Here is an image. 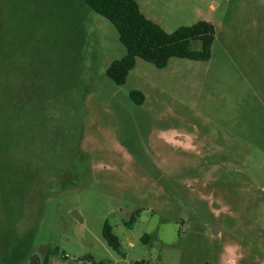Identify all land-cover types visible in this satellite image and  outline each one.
Returning <instances> with one entry per match:
<instances>
[{
    "label": "rangeland",
    "instance_id": "1",
    "mask_svg": "<svg viewBox=\"0 0 264 264\" xmlns=\"http://www.w3.org/2000/svg\"><path fill=\"white\" fill-rule=\"evenodd\" d=\"M135 1L167 33L210 23V59L117 86L83 0H0V264H264V0Z\"/></svg>",
    "mask_w": 264,
    "mask_h": 264
},
{
    "label": "trees",
    "instance_id": "2",
    "mask_svg": "<svg viewBox=\"0 0 264 264\" xmlns=\"http://www.w3.org/2000/svg\"><path fill=\"white\" fill-rule=\"evenodd\" d=\"M83 2L116 29L118 40L126 51L125 55L113 61L106 71L107 77L117 86L125 83L137 58L162 69L173 57L193 61H208L211 57L214 30L208 22L199 21L167 33L141 13L135 0H83ZM193 41L199 42L198 50L190 48ZM130 97L136 104H141L144 100L143 94L138 91L130 92ZM9 100H11L9 103L5 102L6 107H14L13 100ZM3 105L4 103L0 105V109ZM131 221H134L133 216ZM102 235L107 244L117 251L118 239L107 224L103 227ZM47 262L48 258L45 257L43 264Z\"/></svg>",
    "mask_w": 264,
    "mask_h": 264
},
{
    "label": "water",
    "instance_id": "3",
    "mask_svg": "<svg viewBox=\"0 0 264 264\" xmlns=\"http://www.w3.org/2000/svg\"><path fill=\"white\" fill-rule=\"evenodd\" d=\"M73 216H74L76 219L80 220V217H79V215H78V214H76L75 212L73 213Z\"/></svg>",
    "mask_w": 264,
    "mask_h": 264
},
{
    "label": "built area",
    "instance_id": "4",
    "mask_svg": "<svg viewBox=\"0 0 264 264\" xmlns=\"http://www.w3.org/2000/svg\"><path fill=\"white\" fill-rule=\"evenodd\" d=\"M63 257H67V255H63Z\"/></svg>",
    "mask_w": 264,
    "mask_h": 264
}]
</instances>
